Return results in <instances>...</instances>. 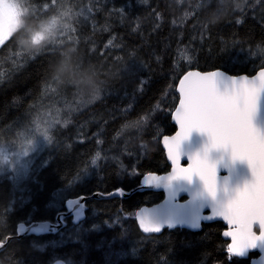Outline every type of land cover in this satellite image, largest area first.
Listing matches in <instances>:
<instances>
[{"label":"trees","instance_id":"obj_1","mask_svg":"<svg viewBox=\"0 0 264 264\" xmlns=\"http://www.w3.org/2000/svg\"><path fill=\"white\" fill-rule=\"evenodd\" d=\"M12 2L18 15L11 37H22L24 27L62 9L71 26L31 56L18 54L15 39L0 45V145L41 116L53 118L26 170L0 175V241L15 234L20 221L54 220L69 197L129 190L144 173L167 171L160 138L176 128L170 115L178 100L174 84L189 66L251 74L264 63V0H235L241 7L211 28L201 22L214 13L196 9L199 0ZM66 45L75 47L70 55L79 60L58 71L79 79L89 62L114 70L101 100L80 104L77 85L53 78ZM130 121L138 126L127 127ZM162 197L161 191L143 190L89 198L78 223L67 217L56 232L11 238L0 264H249L257 255L229 257L219 220L196 231L175 227L144 234L135 211Z\"/></svg>","mask_w":264,"mask_h":264},{"label":"snow or ice","instance_id":"obj_2","mask_svg":"<svg viewBox=\"0 0 264 264\" xmlns=\"http://www.w3.org/2000/svg\"><path fill=\"white\" fill-rule=\"evenodd\" d=\"M239 7L241 4L235 0H199L195 5L199 11L214 13L213 18L206 16L201 22L205 28H211L223 14ZM13 27L6 19L5 34L0 45L9 41ZM221 78L225 82L223 91L217 84ZM174 91L178 94V103H175L170 115L177 122L178 131L172 136H163V147L172 170L166 175L147 172L143 177L144 183H168L179 177L190 180L195 174L203 181L207 191L215 196L217 169L215 163L209 161L207 152L209 148L230 149L233 160L247 161L252 178L237 187L226 203L213 209V213L221 215L227 223V230L223 232L225 237L230 238L226 253L230 257L231 254L243 253L257 243L264 244V131L252 122L258 99L264 91V63L254 75H230L219 68L202 71L189 66V70L178 76ZM137 126V121H130L127 125L131 128ZM192 129L206 132L209 144L203 155H191L189 163L182 165L180 142ZM44 134L48 136L47 132ZM93 163H96L95 159ZM139 227L148 232L158 231L160 226L154 225L147 214H142Z\"/></svg>","mask_w":264,"mask_h":264},{"label":"water","instance_id":"obj_3","mask_svg":"<svg viewBox=\"0 0 264 264\" xmlns=\"http://www.w3.org/2000/svg\"><path fill=\"white\" fill-rule=\"evenodd\" d=\"M5 21L6 17L0 7V41L3 40L5 34ZM216 69V68H214ZM226 74H231L226 70L219 68ZM189 70V69H188ZM200 70V69H199ZM213 70V69H209ZM257 68L255 71H258ZM187 71V70H186ZM208 71V70H202ZM255 71L251 74L254 75ZM178 83V81H177ZM218 87L223 91L225 87L224 80L218 79ZM178 103V100H177ZM174 111V108L173 110ZM175 125V130L172 136L178 131L177 122L172 119ZM253 124L264 131V91L261 92L257 103L256 112L252 116ZM163 135V136H165ZM163 136L160 138V143L163 147ZM209 144V136L206 132L192 129L188 135L180 142V163L187 165L189 163V156L194 154H204L205 147ZM164 149V147H163ZM166 160L169 164V169L158 175H166L171 172L172 164L164 149ZM207 156L210 162H214L217 169V186L215 196L211 195L204 186L203 181L199 176L193 174L191 179L184 177L174 178L170 182L160 183H144L143 177L147 174L144 173L139 183L129 190L121 187L115 188L108 192L96 190L90 194H80L77 196L69 197L65 200V208L56 213L54 220H32L29 222L20 221L17 223L16 232L13 235H7L4 240L0 241V251L4 249L7 242L13 237H21L28 234H43L47 232H56L66 224V218L70 217L73 223H78L85 216L86 200L89 198H110V197H127L135 191L154 190L163 192V197L159 201L142 205L135 211L136 223L139 227V218L142 214H147L154 225H159L158 231L149 230L144 232L140 227L139 229L144 234L160 233L163 228L182 227L189 230H199L203 223L212 221H221L225 225L222 231L224 239L230 242V238L225 237L223 232L227 230V223L221 215H215L213 209L221 203H226L228 199L235 194L237 187L243 186L245 181L252 178L251 169L246 160L235 159L231 157L230 149L226 148H209ZM251 252H256L257 255L249 258V264H264V244L257 243L255 246L245 249L243 253L232 254L239 258H246ZM53 264H64L62 260L55 259Z\"/></svg>","mask_w":264,"mask_h":264},{"label":"clouds","instance_id":"obj_4","mask_svg":"<svg viewBox=\"0 0 264 264\" xmlns=\"http://www.w3.org/2000/svg\"><path fill=\"white\" fill-rule=\"evenodd\" d=\"M67 10H60L57 13L49 15L41 20L35 21L32 24L25 25L23 19L24 13H21V25L24 27L25 34L17 36L14 33L10 37L9 41L16 40V48L19 55H34L39 52L46 44L56 40L57 35L60 33L61 28L67 30L71 26L69 20H65L67 16ZM69 39H72L69 37ZM76 53L74 46L66 45L60 53L59 61L54 65L53 78L57 82L73 83L77 85V97L78 103L90 105L102 99L104 95V89L108 83V79L114 70L109 67H105L103 64H97L95 62H89L86 66H83V71L80 73V78L76 77L69 72L58 71V69L65 63L79 60V56H72L70 54ZM83 62L81 61V64Z\"/></svg>","mask_w":264,"mask_h":264},{"label":"rangeland","instance_id":"obj_5","mask_svg":"<svg viewBox=\"0 0 264 264\" xmlns=\"http://www.w3.org/2000/svg\"><path fill=\"white\" fill-rule=\"evenodd\" d=\"M0 7L6 19L15 27L18 15L15 3L12 0H0ZM41 117L43 119L38 120L37 124L35 122L25 132H19L15 140L0 145V175L21 174L26 170L30 155L39 148L46 138L44 133L47 131L43 130L49 129L53 122V118L47 114Z\"/></svg>","mask_w":264,"mask_h":264}]
</instances>
